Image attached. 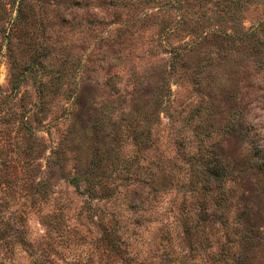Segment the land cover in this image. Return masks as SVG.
<instances>
[{
  "label": "rangeland",
  "instance_id": "obj_1",
  "mask_svg": "<svg viewBox=\"0 0 264 264\" xmlns=\"http://www.w3.org/2000/svg\"><path fill=\"white\" fill-rule=\"evenodd\" d=\"M11 2L0 264H264V0Z\"/></svg>",
  "mask_w": 264,
  "mask_h": 264
},
{
  "label": "trees",
  "instance_id": "obj_2",
  "mask_svg": "<svg viewBox=\"0 0 264 264\" xmlns=\"http://www.w3.org/2000/svg\"><path fill=\"white\" fill-rule=\"evenodd\" d=\"M11 1H12L11 5L13 6V8L17 7V11L20 14V9L22 7L24 0H11ZM17 18H18V16H17ZM10 19H11V17H10ZM11 20H13V19H11ZM2 32L7 33L8 32L7 28H2V30H0V33H2ZM226 37L228 40H232V38H236V37H233L231 35H227ZM257 157H258V159L263 160V155L257 156ZM217 159H219V158L214 156L211 158V161H210L211 164L208 163L209 166H208V170L206 171V176H205L206 178L204 181L205 184L202 187V189L204 191L203 194H209V192L211 191L212 184H215L217 186V188L220 189V192L223 193L225 182H226L229 174L226 170L227 165L224 166L222 161L221 160L216 161ZM220 163H222V165ZM90 189L93 191V193H95V186L94 187L90 186Z\"/></svg>",
  "mask_w": 264,
  "mask_h": 264
}]
</instances>
